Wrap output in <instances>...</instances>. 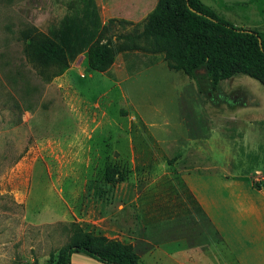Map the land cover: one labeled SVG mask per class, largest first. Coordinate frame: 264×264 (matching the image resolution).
<instances>
[{
    "label": "rangeland",
    "instance_id": "obj_1",
    "mask_svg": "<svg viewBox=\"0 0 264 264\" xmlns=\"http://www.w3.org/2000/svg\"><path fill=\"white\" fill-rule=\"evenodd\" d=\"M201 1L237 26L264 32V0ZM83 10H93L90 0H0V264H57L79 231L129 243L147 264L145 240L157 245L186 225L175 213L178 166L194 161L204 168L212 158L243 173L261 161L242 147L240 135L264 139V123L249 124L244 109L229 107L252 94L264 108L263 86L247 75L200 93L193 78L167 66L163 52L139 42V56H115L106 71L90 69L83 51L46 80L53 69L40 73L35 50L33 60L25 53L30 38L23 33L33 28L31 39L37 32L50 36L64 16ZM127 30L134 27L116 22L103 36ZM180 151L186 157L176 165ZM108 167L116 169L113 180ZM220 169L183 179L218 185ZM217 189L210 194L219 199ZM71 264L105 263L75 252Z\"/></svg>",
    "mask_w": 264,
    "mask_h": 264
},
{
    "label": "trees",
    "instance_id": "obj_2",
    "mask_svg": "<svg viewBox=\"0 0 264 264\" xmlns=\"http://www.w3.org/2000/svg\"><path fill=\"white\" fill-rule=\"evenodd\" d=\"M90 1L93 10L64 16L50 36L37 32L31 39L33 28L23 33L30 38L25 53L33 60L35 50L40 73L53 69L52 74L44 75L46 80L61 73L83 51L90 69L106 71L117 53L139 50L141 42L149 51L163 52L167 66L193 78L200 93L216 90L221 80L236 75L254 78L264 88V32L235 25L201 0H157L140 27L113 38L103 34L115 20L102 25ZM115 173V168L108 167L107 179L113 180ZM75 252L105 264H140L131 244L87 231L72 236L56 263L71 264Z\"/></svg>",
    "mask_w": 264,
    "mask_h": 264
},
{
    "label": "crops",
    "instance_id": "obj_3",
    "mask_svg": "<svg viewBox=\"0 0 264 264\" xmlns=\"http://www.w3.org/2000/svg\"><path fill=\"white\" fill-rule=\"evenodd\" d=\"M93 2L102 25L113 18L114 23L125 20L128 23L124 24L135 28L140 27L157 0H93ZM138 52L137 49L119 52L116 54V59L122 60L129 54L135 58L139 56ZM235 91L234 96L239 98L243 96L242 93ZM246 97L250 98L248 103L231 104L229 107L244 109L247 113L244 119L249 124H256L258 121L264 123V115L260 113L264 108L259 106L254 95L248 94ZM224 119L233 121L234 117ZM240 136L242 147L257 152L261 160L255 162L253 166L249 165L243 173L221 167L215 164L212 158L210 165L204 168L194 164V161L187 167L183 165L177 167L182 190L179 204L177 199L175 200V213L182 216L186 225L184 230L174 237L159 238L157 245L151 240H145L144 254L147 258L144 259L145 263L264 264V164L262 163L264 139L257 136L247 137L243 134ZM188 149L189 153L194 154L192 148ZM184 157L186 154L183 155L180 151L176 165L181 164ZM215 168H221L217 176L220 180L218 185H213L207 180L195 181L192 177L183 179L184 175L213 177L216 174L210 172ZM250 173L263 176V182L257 183L256 177H252ZM232 178L243 179L241 182H236ZM215 186L217 190L222 191L219 199L210 194L215 190ZM190 223L194 227L190 229L191 231L187 229ZM145 236L148 235L144 233V238Z\"/></svg>",
    "mask_w": 264,
    "mask_h": 264
}]
</instances>
